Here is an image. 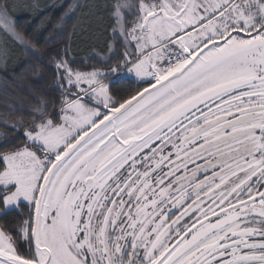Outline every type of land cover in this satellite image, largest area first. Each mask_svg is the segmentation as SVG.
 I'll use <instances>...</instances> for the list:
<instances>
[{
  "label": "snow or ice",
  "instance_id": "snow-or-ice-1",
  "mask_svg": "<svg viewBox=\"0 0 264 264\" xmlns=\"http://www.w3.org/2000/svg\"><path fill=\"white\" fill-rule=\"evenodd\" d=\"M0 70V264H264V0H0Z\"/></svg>",
  "mask_w": 264,
  "mask_h": 264
},
{
  "label": "rangeland",
  "instance_id": "rangeland-1",
  "mask_svg": "<svg viewBox=\"0 0 264 264\" xmlns=\"http://www.w3.org/2000/svg\"><path fill=\"white\" fill-rule=\"evenodd\" d=\"M40 2L45 5H53L60 3V0H40ZM67 2L68 0H64V3ZM45 10L58 11L61 10V8L49 7ZM105 23H107V21H105ZM85 27L88 28L87 32H80L73 38L74 43L72 47V55L77 59L86 57L94 46H101L103 40L105 39V36H98L95 34V23H93L90 27L88 25H85ZM22 59V57H16L12 61H10L8 64L7 72L9 74L12 73L13 70L18 65H20ZM2 75H5V73L3 70H0V76Z\"/></svg>",
  "mask_w": 264,
  "mask_h": 264
},
{
  "label": "trees",
  "instance_id": "trees-1",
  "mask_svg": "<svg viewBox=\"0 0 264 264\" xmlns=\"http://www.w3.org/2000/svg\"><path fill=\"white\" fill-rule=\"evenodd\" d=\"M61 11H62V9H61V10H58V11L45 10V14H49V13H50V14L52 15L53 19H55L56 17L59 16V14H60ZM39 23H40V17L37 16V17L35 18V20H34V25H35V24H39ZM29 30L31 31V29H29ZM73 38H74V37H73ZM22 67H23V59H22L20 65H18V66L13 70V72H14V71H15V72H19V71H21ZM48 76H49V79H51V72L48 73Z\"/></svg>",
  "mask_w": 264,
  "mask_h": 264
}]
</instances>
